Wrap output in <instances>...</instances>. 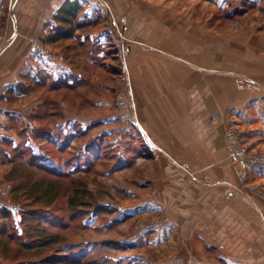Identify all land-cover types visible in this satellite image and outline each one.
<instances>
[{"label":"rangeland","instance_id":"obj_1","mask_svg":"<svg viewBox=\"0 0 264 264\" xmlns=\"http://www.w3.org/2000/svg\"><path fill=\"white\" fill-rule=\"evenodd\" d=\"M4 1L0 264H60L48 258L63 256L68 244L85 252L80 254L83 260L105 264H151L166 258L172 249L137 241V236L151 239V232L165 225L157 189L164 181L159 183L154 175L159 160L169 156L147 140L138 124L128 59L136 64L150 57L146 61L151 67L150 54L143 53L153 49L150 36L159 28V19L172 16L187 24L202 20L210 37L223 42H232L236 32L263 37L264 0H259V10L247 5L249 0H240V9L229 7V2L220 7L212 0H64L44 24L48 33L42 29L35 38L29 37V30L17 37L11 29L5 31L18 0ZM66 4L80 6L70 25L57 18ZM13 53L17 54L11 61ZM231 80L237 89L256 87L240 74ZM224 145L239 180L264 200V140L249 147L240 130L229 125ZM230 153L259 158L253 165L261 166L256 172L262 174L247 178L246 167ZM178 168L183 169L180 164ZM208 169H192L204 187L194 191V182L181 184V197L192 198L204 188L225 184ZM53 238L57 243L39 247ZM123 244L128 246L122 248ZM200 251L214 257L212 250Z\"/></svg>","mask_w":264,"mask_h":264},{"label":"crops","instance_id":"obj_2","mask_svg":"<svg viewBox=\"0 0 264 264\" xmlns=\"http://www.w3.org/2000/svg\"><path fill=\"white\" fill-rule=\"evenodd\" d=\"M63 2L18 0L4 29H11L15 37L27 30L31 38L42 29L47 34L44 24ZM213 2L220 7L229 2V7L239 9L242 5L240 0ZM248 2L259 10V0ZM177 19H159V31L150 36L153 49L143 53L150 54L151 67L146 61L150 57L136 64L128 59L138 124L147 140L169 156L159 160L154 175L159 183L164 181L157 189L165 225L154 229L151 239L137 236V241L147 247L172 249L166 258L151 264H264V200L247 191L224 145L229 125L240 130L249 147L264 140V36L236 32L232 42H223L210 37L202 20L187 24ZM233 74L251 78L256 87L235 88ZM205 165L225 184L213 190L204 188L192 198L181 197L177 191L181 184L194 182V191L204 187L196 182L200 175L192 176L191 171ZM257 167L261 166L245 168L247 178L262 174L256 172ZM201 248L212 250L214 257Z\"/></svg>","mask_w":264,"mask_h":264},{"label":"trees","instance_id":"obj_3","mask_svg":"<svg viewBox=\"0 0 264 264\" xmlns=\"http://www.w3.org/2000/svg\"><path fill=\"white\" fill-rule=\"evenodd\" d=\"M80 6L75 5V4H66V6L62 7V12L58 18V20L62 23V24H71V19L74 18L78 12H79ZM71 31L69 30V32H67V34H70ZM37 165L38 162H37ZM42 165V164H41ZM51 243H57V240L55 238L53 239H47L43 244H40L41 248H44L45 246H49V244ZM114 244H116L115 242H112ZM125 246H128L126 244L122 245V248H125ZM78 248L75 247L74 244H68L65 245L64 247V252L65 254L63 256H59V257H50L48 258V261H50V263H60V264H105L104 262H101L92 258L89 260H83L82 256L80 254H84L85 252L76 250Z\"/></svg>","mask_w":264,"mask_h":264},{"label":"built area","instance_id":"obj_4","mask_svg":"<svg viewBox=\"0 0 264 264\" xmlns=\"http://www.w3.org/2000/svg\"><path fill=\"white\" fill-rule=\"evenodd\" d=\"M233 135L235 136V132H233ZM229 148H230V144H229ZM230 156L242 168L253 165L257 162L259 163V158H256L254 156H249L247 159H243V157L239 153H235L233 155H231V153H230Z\"/></svg>","mask_w":264,"mask_h":264}]
</instances>
